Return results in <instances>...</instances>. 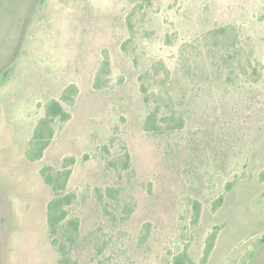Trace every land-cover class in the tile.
Listing matches in <instances>:
<instances>
[{
  "label": "rangeland",
  "instance_id": "1",
  "mask_svg": "<svg viewBox=\"0 0 264 264\" xmlns=\"http://www.w3.org/2000/svg\"><path fill=\"white\" fill-rule=\"evenodd\" d=\"M261 173L264 0H0V264H264Z\"/></svg>",
  "mask_w": 264,
  "mask_h": 264
},
{
  "label": "trees",
  "instance_id": "2",
  "mask_svg": "<svg viewBox=\"0 0 264 264\" xmlns=\"http://www.w3.org/2000/svg\"><path fill=\"white\" fill-rule=\"evenodd\" d=\"M233 31H234V29L232 27L226 25V26H223L221 28L215 29V31H213L211 33V35L217 36V38L221 37L225 40H228V39L231 40L232 39L231 35L233 34ZM70 90H75V87H70L69 89L64 91L63 97H66ZM45 115H46V118L39 122L38 126L35 129L34 136H33L32 146L37 147L36 152L35 153L30 152L27 154V156L32 160L40 159L43 150L49 144V139L51 138V133H49L48 139H46L45 141H42V139L44 137V132H45L46 128H48V126H49V122L51 120L57 118V117L63 121H66L68 119V116H69L67 113H65V111L61 107L60 103L58 101H55V100H52L47 104ZM41 174H42V177L44 178V182L47 185L52 186V188L55 189V182H56V180L54 178L55 176L48 174L45 171H42ZM260 180L264 181V173L260 174ZM221 203H222V198H220L217 201V207L220 206ZM63 205H64L63 200L59 199V198L53 199L48 205L47 222H48L49 230H50L52 235H54L56 233L58 225L66 217V211L64 210ZM216 236H217V233L215 231L208 238L209 244H208V247L205 251L206 255L208 253H210V250L212 249L213 242H214Z\"/></svg>",
  "mask_w": 264,
  "mask_h": 264
}]
</instances>
